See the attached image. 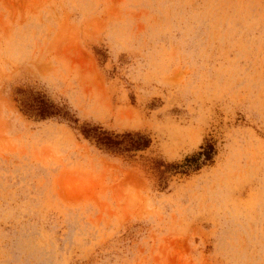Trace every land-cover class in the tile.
Wrapping results in <instances>:
<instances>
[{
  "label": "rangeland",
  "instance_id": "rangeland-1",
  "mask_svg": "<svg viewBox=\"0 0 264 264\" xmlns=\"http://www.w3.org/2000/svg\"><path fill=\"white\" fill-rule=\"evenodd\" d=\"M0 264H264V0H0Z\"/></svg>",
  "mask_w": 264,
  "mask_h": 264
},
{
  "label": "trees",
  "instance_id": "trees-1",
  "mask_svg": "<svg viewBox=\"0 0 264 264\" xmlns=\"http://www.w3.org/2000/svg\"><path fill=\"white\" fill-rule=\"evenodd\" d=\"M53 107V104L46 102V101H41L40 104H38L37 107H35V110L40 117H45L51 114H54V111H51V108ZM86 136H90L89 133L85 131ZM125 136H130V133H126ZM96 139V143L105 146L107 148H119L121 142L118 141L117 137L118 135H113L112 133L106 131V130H100L99 128H95V133L93 135ZM140 138L141 135H140ZM147 145V140H144L142 142H134L130 144V147L132 148H139V147H144ZM214 148L212 145H209L208 148H203L202 150L198 152V155L201 157L203 156V160L205 161H210L212 158V155L214 154ZM196 166H199L196 165Z\"/></svg>",
  "mask_w": 264,
  "mask_h": 264
}]
</instances>
